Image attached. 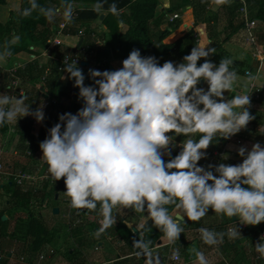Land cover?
<instances>
[{
  "label": "clouds",
  "instance_id": "9594fccd",
  "mask_svg": "<svg viewBox=\"0 0 264 264\" xmlns=\"http://www.w3.org/2000/svg\"><path fill=\"white\" fill-rule=\"evenodd\" d=\"M27 3L28 7L16 9L21 16L36 12L49 23L59 17L61 28L73 21L77 10L74 0H58L49 6L39 0ZM159 6L170 8L171 0H161ZM91 10L99 17H119L122 11L115 0H95ZM18 41L14 34L0 46V65L11 57V46ZM210 45L211 40L196 44L182 61L163 63L162 58L133 49L122 66L103 71L89 68L87 76L77 60L64 59L62 71L79 89L81 107L75 113L59 114L58 122L46 130L39 143L41 160L51 179L64 180V193L73 209L97 212L101 217L94 233L97 238L116 223L118 208L140 214V223L135 225L140 235L133 238L129 258L142 259L143 264H164L145 236L150 230L145 220L169 245L180 240L187 220L199 222L210 210L232 221L238 218L239 225L264 223V142L257 141L250 148L239 146L241 162L236 164L200 163L208 159L207 150L215 139H231L256 119L246 90L226 95L234 90L239 75L233 59L224 57L219 64L210 59L216 54ZM246 76L255 86L264 79V65ZM86 79L92 83L86 84ZM202 81L206 88L200 86ZM6 87L13 89L11 84ZM27 99L23 92L20 96L0 92V127L27 116L45 121L44 106L33 110ZM178 137L183 139L177 142ZM197 231L204 245L214 247L223 244L225 237L234 241L242 235L239 227L225 231L200 227ZM253 247L264 259V234ZM189 252L193 264H210L204 251L193 246ZM166 258L180 261L179 247H173Z\"/></svg>",
  "mask_w": 264,
  "mask_h": 264
},
{
  "label": "trees",
  "instance_id": "16d2710c",
  "mask_svg": "<svg viewBox=\"0 0 264 264\" xmlns=\"http://www.w3.org/2000/svg\"><path fill=\"white\" fill-rule=\"evenodd\" d=\"M225 1L232 2L233 0ZM20 2V9L29 6L27 0H20ZM74 2L78 3L79 6H76L77 16L69 25L72 30L70 33L75 34L76 32L83 31L86 34V37L83 39L85 43L80 52L82 53L83 50L86 51L83 52L86 57L82 55V58H85L88 63L97 64L93 69L101 71L113 69L112 64L114 62H122L133 49H140L144 56L155 55L158 58H162L161 63L165 60L179 62L182 61L184 55L190 54L191 49L198 44V38L194 30L174 44H164V41L181 27L182 21L181 19L171 20L166 14L158 16L160 7L159 0H115L118 7L122 10L120 16L116 17L109 14L104 18L103 16L99 17L97 13L91 10L95 0H74ZM112 2L113 0H109V3ZM39 3L49 6L58 4V0H39ZM210 3L211 0H182L180 4L173 5L171 10L172 15H182L187 7H192L197 22H204V16L206 15ZM261 3V12H263L262 14L264 15V1L262 0ZM7 5L8 0H0V7H5ZM105 7H107V5ZM57 20L59 21L56 25L60 27L61 19L58 17ZM119 20L124 22L123 28L121 27L122 25L118 23ZM97 22H100L109 31L99 39H95L94 37L96 34L94 25ZM53 25L54 24L49 23L46 18L36 12L30 17H23L17 11L12 12L7 24L0 22V46H2L6 40H11L15 34L19 37V41L12 44L11 56H17L21 53L32 54L31 48L39 44L48 48L51 45L50 42L54 38V31L52 30ZM56 48L59 49L60 46ZM60 51L61 49H59L56 54L58 55ZM216 51L218 58L220 57L218 59L219 64L224 54L220 53V49ZM111 54L114 60H110ZM212 57L213 56H211L210 59L213 61L214 58ZM64 59L65 56L60 57L59 62L55 63L53 66V71L41 69L37 64H28L24 68L18 69L16 72L12 73L14 76L11 74H6L4 76L3 72L5 71L0 68V81L2 77H6L7 85H13V89L6 88L7 92H13L10 95L14 94L16 88L19 87L14 85L16 82L22 83L23 81L24 86H26L25 83H27V86L33 84L32 88L25 87V94L28 97L26 103L31 105L33 110L36 109V100L41 98L39 95L40 84L43 85L49 96L50 94L54 95L50 99V107H57L58 102L54 101V98L57 97L56 95L58 93L59 99L67 97L65 90L63 92L60 91V88L63 87L62 84H65L67 86L66 90L70 91L73 98L72 107L74 111H77L81 107V103L77 98L79 89L73 86L74 82L72 80L65 79V77L68 76L66 72L60 71V64ZM202 62L203 60H201L200 63ZM89 68L90 67L82 68L86 76ZM85 83L91 84L92 81L86 79ZM3 91L5 90L0 83V92ZM32 119H34L32 116H27L16 126V134H19L23 147H26L25 143L28 138L35 139L36 137L41 142L46 136L47 129L44 126L47 128L53 126V124L50 123L51 121L46 119L44 126L38 127L35 126V122ZM9 132L10 127L8 124L0 127V134L6 136ZM34 132L36 134L35 136L33 134ZM213 143L220 144V141L215 139ZM175 154L174 151L173 155ZM22 173H26V168H24ZM29 188V186L27 188L18 186L15 182L9 183L3 189L0 188L1 195L4 190L9 195L6 207L1 209L2 206L0 205V235L3 238H10L13 241L17 240L21 243L32 240V252L39 255L44 248L52 242V239H50V229L47 226L46 220L43 219V216H41L42 214L38 215V213L33 210L32 202L39 196L38 194H40V192L34 193L31 189L27 192ZM48 188L49 184L47 183L45 185V193ZM53 191L54 189L52 192ZM43 195L45 194L43 193ZM124 210L131 211L130 209ZM86 212L91 213L90 215H92L95 220L92 223L91 231H89L90 235L76 241V248L73 249V252H71V250L68 251L67 256L70 258L72 264H83L79 261L80 256L83 255V251L108 239H112L117 243H122L125 247L129 248L131 252L134 251L132 247L133 238L135 237L138 239L139 237L126 225L123 219H119L117 224H114L106 233L97 238L94 233L99 227L97 221L98 214L97 212H89L88 210H86ZM4 217H8L9 219L3 221ZM229 219L231 220V218ZM146 225L150 230L145 232V236L152 241L153 247L156 248L163 239V234L160 233L158 229L151 226V221H148ZM223 226H218L215 229L225 231ZM200 227L203 226L198 224V222L191 221L185 226V228H192L194 230ZM73 231V235L78 236V234L82 233V226H77ZM161 256L163 257V255Z\"/></svg>",
  "mask_w": 264,
  "mask_h": 264
},
{
  "label": "crops",
  "instance_id": "0c3cea01",
  "mask_svg": "<svg viewBox=\"0 0 264 264\" xmlns=\"http://www.w3.org/2000/svg\"><path fill=\"white\" fill-rule=\"evenodd\" d=\"M176 0H171V7L170 8H163L159 7V10L161 13H158V16H161L163 14L168 15L170 18H172L174 15H172V7L173 2ZM179 2L176 4H180L182 0H178ZM262 0H233L232 2H227L225 0H211L210 5L207 8L206 15L204 16V22H197L194 14V9L192 7H187L186 11L183 12L182 15H179L182 21L181 27L174 32L169 38H167L164 41V44H174L184 38L188 33L191 31L196 32V36L198 38V44L199 43H207L208 40L212 41L211 47H215L216 50L220 49V53H223L224 56L231 58L234 61V66L236 71L238 72L239 79L234 85L235 93L234 94H240L241 90L244 89L248 92V94L251 95V113L256 117L255 121H252V130L250 135H246L249 137V140H245V143L239 145L237 142L233 140H225L221 138L218 141H220V144H215L210 146L208 151V159L202 160L200 163L202 165H207L208 163H220V162H226L230 164H236L241 162V158L239 157L236 149L239 146L247 145L249 148L251 145L257 141L264 142V79H261L260 81H257L255 84L259 88L260 93H258V97L256 95V92H252V84L248 82L246 74L248 72H256L257 70H260L262 65H264V15L261 12V3ZM264 1V0H263ZM159 3L161 4V0H159ZM245 7L248 8L250 12L251 19L255 20L257 22V27L254 30V33L257 37V41L261 42V44L258 47L250 46L247 43L248 40V33L246 30V27L244 25V16L242 14V9ZM17 8H21V2L20 0H8V5L5 7H0V22L3 24H7L10 20L11 13L16 12ZM262 14V15H261ZM105 16H103L104 18ZM61 19V18H60ZM168 19V18H167ZM59 20L56 19V21L52 24H54L52 27L53 29V35L54 38H59L61 41V45L59 49H61L60 53L57 55V51L59 50L56 48L57 46L48 47L42 46L41 44L36 45L31 48L32 54L29 53H21L17 56H11L7 59L5 63L0 65V68H2L5 72H3V75L9 74V72L12 71V69H16L14 67L21 66V62L25 63L23 64L24 67L28 64H37L41 69H47L49 71H53V66L55 63L59 62L60 57L63 56H70V57H78L81 61L79 64L80 67H90L95 68L97 66L96 63L90 64L88 63L85 58H82V55L85 56L83 52H86L83 50L81 53V49L85 41L78 37V32L75 34H71L70 31L71 28L68 26L66 29L62 31V34L58 36V32L61 29V27H58L56 23ZM187 21V22H186ZM61 23V21H60ZM122 28L124 25L121 26ZM109 31L108 29L101 25L100 26V32L98 34V38L101 36L107 34ZM96 34L94 35V37ZM174 37V39H173ZM172 39V40H170ZM51 41V42H52ZM50 42V44H51ZM82 45L80 46V44ZM58 49V50H57ZM63 55V56H61ZM214 58L213 62L218 64V56L217 51L216 54L212 55ZM258 56V57H257ZM30 57V59H29ZM34 57L36 59H34ZM86 57V56H85ZM221 57V58H222ZM113 59V55L111 54V59ZM83 64H87L83 66ZM118 64V65H117ZM63 62H61L60 69H63ZM122 66L121 62H114L112 64L113 69H116L118 67ZM11 69V70H10ZM61 71V70H60ZM64 80V79H63ZM1 86L5 90L7 87V79L6 77L1 78ZM21 84H24L23 81ZM26 86L21 85L16 88L14 91V94H19L20 90L22 92H25L24 87L27 86V83H25ZM64 84H62L63 86ZM41 86V87H40ZM200 86L206 88V83L203 82V85ZM63 87L60 88V91L63 92ZM44 92V94H40L41 98L39 100H36V108L40 107L41 105H44V102L47 100H50L54 95L50 96L45 91L43 85H39V91ZM57 90V89H56ZM59 90V89H58ZM12 92V91H11ZM46 92V94H45ZM67 93V97H64L63 99H59V93L56 95L57 97L54 98V101L58 100L60 103H57V107L49 106L50 101L46 106L48 107L46 109V119L50 120L53 125L56 123L55 118V111L61 109L62 113L64 112H73L75 113L73 109V98L71 96L70 91L65 90ZM13 93V92H12ZM226 95L232 96L231 94L226 93ZM50 98V99H49ZM69 102V106H64V103ZM45 111V110H44ZM45 119V120H46ZM45 121H43L44 124ZM10 127L9 133H16L17 128L14 126V124H8ZM39 127V126H38ZM183 137H178L177 142L179 140H182ZM220 151L221 156H216L215 152ZM224 156H228L227 161H223L222 158ZM25 167V166H24ZM125 208H118L114 211V215L116 217V223H118L119 219H123V221L126 223V225L129 227V225H132L131 230L135 229L133 231L138 237L140 235L139 230L136 229V226L138 223H140V214H136L132 211H125ZM213 213V217L207 218L205 216L201 219V221L198 222V224H201L203 227H207L209 229H215L218 226H223V229L226 230L229 227L236 228L239 226L238 218H236L233 221H231L228 217H220L214 214L212 210L209 211V216H211ZM91 213L86 212L85 218L82 217V220L80 224L77 226H82V233L78 234V236L72 235L73 239L76 241H79V239L86 237L87 235H90L92 223L94 222V218ZM9 218L7 217V220ZM101 219L100 216H98L97 221L99 224V220ZM79 220V219H78ZM185 220H187V217H185ZM190 220H187V223ZM148 221L145 220L144 223L146 224ZM238 225H236L235 223ZM76 226V228H77ZM100 226V225H99ZM184 228L186 226L183 225ZM130 228V227H129ZM73 229V228H72ZM1 230V227H0ZM197 230H194L192 228H185V232L181 234L180 240L176 242L175 247H179L180 254L182 256H188L190 254L189 249L193 246L200 249V243L197 241ZM216 231H219L218 229H215ZM264 233V223H261L258 226H245V229L241 232V238L229 241L228 238H225V245L222 246L220 254L218 258V262L216 264H225L224 261L226 260L228 263H238V264H250L252 263L251 254L254 252V254H257L254 250L255 243L259 240V237L261 234ZM73 234V232H72ZM9 243V242H7ZM7 243H3L2 246L5 248L12 247V245H9ZM161 243V245H160ZM253 245V246H252ZM99 248L103 249L96 253L89 254V249L86 251H83V255L80 256L79 261H81L83 264H109V261L114 262V264H143L142 259H137L134 256H130L132 253L129 248L125 247L122 243H117L113 241L112 239H108L104 242L97 243ZM93 246V247H96ZM75 249V248H74ZM156 249L160 252L161 255H163L164 258V264L166 261L167 255L170 253V247L166 239H162ZM165 251V252H164ZM73 252V249L71 250ZM68 257V256H67ZM70 260V258L68 257ZM18 260V259H17ZM14 261V260H13ZM71 262V261H70Z\"/></svg>",
  "mask_w": 264,
  "mask_h": 264
},
{
  "label": "rangeland",
  "instance_id": "374dc122",
  "mask_svg": "<svg viewBox=\"0 0 264 264\" xmlns=\"http://www.w3.org/2000/svg\"><path fill=\"white\" fill-rule=\"evenodd\" d=\"M178 2L179 1L176 0L175 2H173V4L175 5ZM75 6H79L78 3H75ZM158 13H161L160 10H158ZM101 25L102 24L100 22H97L94 25V30L96 33L95 39H99L98 34L100 32ZM53 29L54 28L52 27V30ZM260 44L261 42L258 41V47ZM23 64L25 63L21 62L22 68H24ZM14 68H18V66ZM20 85L22 87V85L24 84L19 83L18 86ZM32 87L33 84L29 85V88ZM66 88L67 86L64 84L62 88L63 91L66 90ZM3 92H6V89ZM21 92L22 90H20L18 95H15L20 96ZM11 93L12 92L9 91V94ZM234 93L235 88L228 94L236 95ZM40 94H44V92L40 90ZM49 101L50 100L44 102L43 106L45 112L48 108L46 104H48ZM56 102H58V104L60 103V101L58 100H56ZM64 104V106L70 105L69 102ZM61 113V109L55 111V118L57 120L56 122H58V116ZM24 118H21L20 120L14 122V126H17L19 123H21ZM32 120L35 122V126L43 125V122L39 123L35 119ZM33 134L34 136L36 135L35 132ZM39 143L40 141L36 137L35 139L28 138L25 143L26 147H23V143L19 134L9 133L6 136L0 134V151L3 153V155H1V160L3 161L4 165V172L3 174L0 173V188L3 189L9 183L14 182L12 179H9L10 174H20L23 172L24 168H26V173H30V175L32 176V183L26 184L23 187H30L27 192L30 191V189L34 191V193L40 192V194H38L39 196L33 200L32 205L34 212L38 213V215L42 214L41 216H43V219L46 220L47 226L50 229V239H52V242L41 252L44 254L45 250L49 249L48 257L44 261H41V253L38 255L37 253L32 252V240H29L26 243H21L17 240L13 241L10 238H3L0 235L1 244L9 242L7 244L12 245V247L5 246L8 251H12L15 254L16 261H13L12 264H72V262H70L71 260H69L67 257L68 251L76 248L77 244L76 240L72 237V232H74L73 230H75L76 226L80 224L82 217L85 218L86 209H73L69 204V198L64 193L66 191L64 180L61 179L59 181H55L48 177L49 174L47 173L46 164L41 160L42 151L39 148ZM47 183L49 184V188L45 193V185ZM53 189L54 191L52 192ZM43 193L45 195H43ZM8 199L9 195L4 190L2 195L0 194V205L2 206L1 209L6 207ZM56 209L59 210L58 214L55 213ZM211 217H213V213L211 216H207V218ZM5 218L7 219V217ZM88 249L89 254H93L94 252L99 253L103 249V247L101 249L98 246H92L87 248L86 251ZM52 251L54 253H52ZM21 258H24L25 260L22 261Z\"/></svg>",
  "mask_w": 264,
  "mask_h": 264
},
{
  "label": "built area",
  "instance_id": "2783aa9c",
  "mask_svg": "<svg viewBox=\"0 0 264 264\" xmlns=\"http://www.w3.org/2000/svg\"><path fill=\"white\" fill-rule=\"evenodd\" d=\"M76 12H75L74 18L77 16ZM242 14H243L244 19H245L244 25H245L247 33L249 35L247 43L250 46L257 47V42L258 41H257V37H256V35L254 33V30L257 27V22L255 20L251 19L250 12H249L247 7L242 9ZM179 18H180L179 15H174L171 18V20H175V19H179ZM69 25H70V23H68L64 28H61L59 30V32H58V36H60L62 34V31L64 29H66V27L69 26ZM78 37L83 39V38L86 37V34L83 31H79L78 32ZM59 45H61V41L57 37L51 42L50 47L59 46ZM66 57L69 60H77L78 65L81 63V61H80V59L78 57H74V58H72L70 56H66ZM34 59H36V58L34 57ZM63 64H64V61H63ZM21 68H22V66H19L15 70H12L11 72H9V74L14 76V74H12V73L16 72L18 69H21ZM60 70L62 71V69H60ZM43 80H44V78H43ZM18 84L19 83L16 82L14 85L18 86ZM251 89H252V92H256V95L258 97V93H260V90L256 86V84H255V86L252 85ZM252 125H253V123L251 121L249 123V125H248L246 130H242L239 134H237L236 136L232 137L229 140H233V141L237 142L239 145L243 144V142L245 143V140H249V137H247L246 135H250L251 134ZM42 126H44V124ZM44 127L46 129H48L46 126H44ZM1 155H3V153L0 151V173L3 174L4 165H3V161L1 160ZM215 155L216 156H221V152L220 151H216ZM31 177L32 176L30 175V173H20V174L17 173V174H10L9 175V179H12L18 186H21V187L25 186L26 184H31L32 183V181H31L32 178ZM48 177H50V176H48ZM238 227H239V230L241 232L245 229L244 225H239ZM197 241L200 243V250L205 252L206 256L208 257V259L210 261V264H216L219 261L218 258L220 256V254L222 253L221 248H222V246L225 245L226 241L223 244L219 245L218 247L204 245L201 242V240H200V234H199L198 231H197ZM175 246H176V244L175 245H169V247L171 249L173 247H175ZM171 249H170V252H171ZM48 250H45L44 254L43 253L40 254L41 261H44L48 257ZM52 253H54V252L52 251ZM251 255H252L251 256L252 263H250V264H264V259L259 258L258 254H254V252H252ZM13 260L16 261L14 252L8 251L6 248H4L2 246L1 240H0V264H4V263L12 264ZM21 260L24 261L25 259L21 258ZM222 261H224L225 264H238V263H231V262L228 263L227 259L226 260H222ZM165 264H193L192 256H191V254H189L188 256H182L181 255L180 261H177V262L168 261L167 258H166Z\"/></svg>",
  "mask_w": 264,
  "mask_h": 264
},
{
  "label": "water",
  "instance_id": "95a60500",
  "mask_svg": "<svg viewBox=\"0 0 264 264\" xmlns=\"http://www.w3.org/2000/svg\"><path fill=\"white\" fill-rule=\"evenodd\" d=\"M82 43H83V42H81L80 46L82 45ZM85 65H87V64H83V66H85ZM112 70H114V69H112ZM201 84L203 85V81L201 82ZM55 213L58 214V213H59V210L56 209V210H55ZM233 218H234V220L236 219V217H233ZM6 220H7V219L4 217V218H3V221H6ZM160 245H161V243H160Z\"/></svg>",
  "mask_w": 264,
  "mask_h": 264
}]
</instances>
